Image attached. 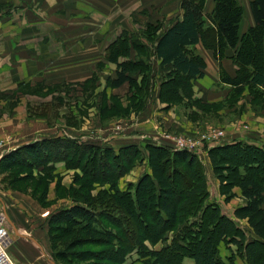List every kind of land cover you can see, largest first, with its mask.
<instances>
[{
	"label": "trees",
	"instance_id": "16d2710c",
	"mask_svg": "<svg viewBox=\"0 0 264 264\" xmlns=\"http://www.w3.org/2000/svg\"><path fill=\"white\" fill-rule=\"evenodd\" d=\"M205 1L181 0V17L151 40L152 54L171 73L160 83V96L169 89L182 98L178 77L190 83L191 78L203 75V65L189 48L202 39L217 58L232 49L230 57L237 65L236 73L229 76L221 71V81L230 84L233 92L239 93L249 85L264 94V0H250L254 24L242 35L239 24L243 8L237 0H213L208 15L204 14ZM129 36L121 34L110 45L106 57L117 65L114 77L108 79L109 85L113 88L127 82L131 92L127 99L134 106L139 93L147 91L145 87L152 83L149 65L140 58L147 53V45L138 41L140 38ZM106 109L105 106L103 112ZM66 138L69 137L43 138L2 158L7 168L20 162L45 166L62 161L66 168L81 171L73 176L70 188L63 187L70 193L71 204L53 211L46 220L48 248L55 262L123 264L125 254L133 250L140 255L138 264H184V258L193 259L194 264H233L234 255L245 264H264V147L237 141L207 149L225 201L236 195L235 187L246 200L233 214L236 219L246 220L251 234L247 237L236 219L225 215L217 203L206 202L205 174L195 153H170L166 146L148 145L151 174L142 175L135 184L120 190L116 181L127 171L132 157H138L135 146L122 150L127 154L121 161L120 150L93 144H84L71 155V142ZM20 152L25 153L24 158ZM75 156L79 166L70 167ZM92 169L101 172L91 174ZM95 183L107 187L94 193ZM47 188L48 183L44 191ZM60 188L59 184L56 190ZM45 198L44 192L39 201L44 203ZM146 241L165 243L158 249H148ZM221 242L234 245L235 254L222 257Z\"/></svg>",
	"mask_w": 264,
	"mask_h": 264
},
{
	"label": "rangeland",
	"instance_id": "374dc122",
	"mask_svg": "<svg viewBox=\"0 0 264 264\" xmlns=\"http://www.w3.org/2000/svg\"><path fill=\"white\" fill-rule=\"evenodd\" d=\"M151 1L149 0L150 3ZM152 2L154 6L148 22L145 21L147 13L141 15L140 21L137 20L138 24L136 20L132 21L135 16L132 15L131 19L127 17L124 22L126 27L121 32L122 35L133 36H129L131 39L140 38L138 41L147 45V53L140 58L149 65L152 85L145 87L147 91L140 92L135 105L131 106L127 99L131 94L129 88L123 86L115 90L108 89L112 88L108 79L114 74L105 79L103 72L107 73L106 68L101 72L97 71L99 73L94 72L85 80L81 75H67L68 78L60 75L58 80L49 77L48 80L53 82H44L45 72H40L34 64L29 63H34L35 60L41 63L42 58H29L33 53L23 47V42L18 39L16 42L2 41L3 35L6 36L10 30L16 34L23 31L48 33L52 30L64 33L68 28L49 23L54 16L51 8H43L38 12L29 7V3L19 8V0H0V218L5 220L11 240L9 253L17 263L52 264L50 259H54L49 248L43 247L40 242L42 233L46 232V220L53 210L71 204L70 193L63 187L70 188L75 173H81L78 168H66L62 161L47 163L45 166H40L37 162H20L9 168L2 161L9 152L43 138H71L72 140L66 138L71 142L68 143L73 150L71 155L84 144L111 147L115 152L120 150L121 161L127 154L126 150H122L135 146L139 152L138 157H132L131 165L127 164V171L116 181L120 190H125L128 184H135L142 175L151 174L148 145L166 146L170 153H195L205 174L208 191L206 202L217 203L225 213L230 212L236 204L237 201H225L224 195L220 193L219 180L202 155H207V149L219 143L244 142L240 139V135L244 133L259 138L260 147H264V117H261L264 116V94L257 87L249 85L243 86L239 93L233 92V87L226 85L229 91L225 92L224 87L218 84L215 87L224 91L221 94L223 99L208 103L194 97L191 82L180 76L178 83L183 89L182 98L170 93L169 89L163 90L160 96V83L171 73L169 67L160 66L153 57L151 40L165 28L169 20L165 18L168 11L173 12V18L178 6L169 0ZM125 12L128 9L124 8V14ZM41 17H48V22L43 26L35 25ZM141 34L146 36L141 37ZM31 43L29 40L25 42L29 49L34 50ZM49 43L55 46L58 42ZM41 49L43 51L44 47ZM123 59L129 60L126 57ZM108 73H112L111 68ZM137 80H140L139 75ZM105 106L107 109L103 112ZM220 131L222 133L218 137H210ZM204 136L206 139L202 138ZM177 140L193 144L194 148L181 147ZM24 156L25 153L20 152V157ZM78 160L75 156L70 160L69 166H77ZM59 163L64 166L61 170L56 166ZM100 172L99 169L90 170L91 174ZM47 183V191H44ZM59 184L61 188L56 190ZM102 187L107 185L95 183L94 193ZM44 192L46 198L43 203L39 201V197ZM173 200L174 196L169 198L170 202ZM15 217L17 220H14ZM237 222L246 236L250 237L248 224ZM164 243L165 241H159L151 244L146 241L145 246L148 249H158ZM219 253L222 257L231 256L235 254V246L232 249L231 244L221 242ZM139 256L138 252L129 251L125 254L123 264H138ZM235 256L237 255L234 258ZM62 262L55 263L66 264Z\"/></svg>",
	"mask_w": 264,
	"mask_h": 264
},
{
	"label": "crops",
	"instance_id": "0c3cea01",
	"mask_svg": "<svg viewBox=\"0 0 264 264\" xmlns=\"http://www.w3.org/2000/svg\"><path fill=\"white\" fill-rule=\"evenodd\" d=\"M19 8L29 3V7L37 9L38 12L43 8H51L52 20L49 22L52 25H63L66 26L67 32L55 33L54 30L48 31V33H39L33 31H23L20 33H9L4 36L2 41H14L18 39L23 47L28 51L33 53L32 57L26 55L29 58L34 56L37 58H42L40 63L39 60H35L33 63L37 69H40V72L43 73L44 82L50 83L48 78L52 77L58 80L60 75H74L82 76L85 80L90 78L94 72H101L104 68L107 69L103 72L105 73V79L110 74L116 72V63L107 59L106 54L109 51L110 45L121 36V32L125 29L124 22L127 21V17L131 19L132 15H135L133 20H136V24L140 21L141 15L146 14L145 21H149L150 12L153 11V0L151 3L149 0H19ZM177 4L178 8L176 14L171 18L172 11H168L166 14L167 19L166 27L170 26L172 22L181 17L182 10L180 8L181 0H169ZM242 8L243 14L239 24V33L242 35L249 26L254 24V19L251 13L249 2L250 0H237ZM155 4V2H154ZM213 0H206L204 5V14L208 15L213 9ZM176 6V5H175ZM124 8L128 9V12L124 14ZM108 14H111L108 16ZM130 16V17H129ZM45 22H48V17L44 19L41 17L35 22V25H44ZM20 21L18 22V24ZM129 23V22H128ZM48 24V23H47ZM124 26V27H122ZM122 28V29H121ZM37 29H35L36 31ZM54 31V32H53ZM16 34V35H15ZM32 41L31 46L34 50L28 48V45L25 44L26 41ZM34 41V42H33ZM52 41H57V45L52 46ZM44 47L42 51L41 48ZM190 48V54L199 59L203 67L201 71L203 75L201 77L191 78L190 82L192 85L193 96L197 98L204 99L208 103H216L223 99L221 96L222 89H216V85L221 84L223 90L228 92L229 89L227 86L232 87L230 84H227L221 81V71H224L229 76H234L236 73L237 65L232 61L230 57L233 53L232 49H227L225 55L221 58H217L214 54L212 47L205 45L204 40H199L197 43L193 44ZM154 58H156L153 55ZM157 59V58H156ZM263 59H264V36H263ZM122 60V57L119 58V61ZM158 63L160 62L157 59ZM40 63V65H39ZM109 68H111L112 73H108ZM97 72V73H99ZM112 75L111 78L114 77ZM227 85V86H226ZM126 86L129 88V84L123 83L118 87H113L108 89H117L120 87ZM220 86V87H221ZM264 117V116H261ZM261 119V118H260ZM263 121V119H261ZM259 127H262V125ZM260 132V136H261ZM244 133L240 135L244 142L255 143L256 145H261L260 139L252 136L246 135ZM264 138V137H262ZM205 155V156H204ZM202 157H205V162L208 163L210 167L209 158L206 154H203ZM203 160V158H202ZM204 162V161H203ZM204 162V163H205ZM205 163V164H206ZM57 169L61 170L64 168L63 164H56ZM235 196L231 198L229 202L237 201L234 207L230 212L223 213L229 217H234L233 211L237 206L244 205L246 200L241 195L240 189L235 187L233 189ZM54 211V210H53ZM52 212V211H51ZM14 220H17L15 217ZM240 222L247 223L245 219H236ZM249 227V226H248ZM250 231V228L247 229ZM35 235V234H34ZM42 240L40 241L43 247L48 248V239L47 234L42 233ZM234 249V245H231ZM226 257V256H225ZM15 260V259H14ZM16 261V260H15ZM184 264H194V260L191 258H184ZM19 264V263H18ZM233 264H245L244 260L238 256H235Z\"/></svg>",
	"mask_w": 264,
	"mask_h": 264
},
{
	"label": "built area",
	"instance_id": "2783aa9c",
	"mask_svg": "<svg viewBox=\"0 0 264 264\" xmlns=\"http://www.w3.org/2000/svg\"><path fill=\"white\" fill-rule=\"evenodd\" d=\"M220 133L222 132L220 131L218 134H213L210 137L211 138L218 137ZM210 137L207 138L209 139ZM202 138L206 139L205 136ZM205 139H201V140L203 141ZM176 142L181 147L188 146L189 148H194L193 144H185L178 140ZM10 241L11 240L7 231L5 220L0 218V264H18L9 253Z\"/></svg>",
	"mask_w": 264,
	"mask_h": 264
},
{
	"label": "water",
	"instance_id": "95a60500",
	"mask_svg": "<svg viewBox=\"0 0 264 264\" xmlns=\"http://www.w3.org/2000/svg\"><path fill=\"white\" fill-rule=\"evenodd\" d=\"M8 218V217H7ZM8 220H9V222H11V220L8 218ZM12 223V222H11ZM20 235V234H19ZM31 239L32 240H34L32 237H31ZM35 241V240H34ZM50 262L52 263V264H56L52 259H50Z\"/></svg>",
	"mask_w": 264,
	"mask_h": 264
}]
</instances>
